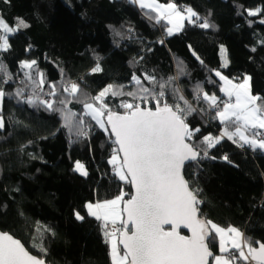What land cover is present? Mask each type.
<instances>
[{"label": "trees", "instance_id": "trees-1", "mask_svg": "<svg viewBox=\"0 0 264 264\" xmlns=\"http://www.w3.org/2000/svg\"><path fill=\"white\" fill-rule=\"evenodd\" d=\"M156 1L192 8L202 18L199 22L207 18L215 27L203 29L199 22H188L168 36L167 22L158 23L157 13L139 8L133 0H0V15L10 26L18 19L29 25L10 36L7 51H0V63L12 76L10 82L0 84L6 93L5 127L0 130V230L19 239L46 264H112L102 222L88 215L87 204L121 194L126 201L132 190L109 163L116 148L113 136L93 122L87 137L71 142L59 113L23 102L33 91L41 99H52L45 95L49 83L61 93V85L77 83L92 97L107 85L123 86L125 95L106 97L111 108L123 113L119 104L133 102L126 93L137 90L133 74L149 87L144 72L154 73L157 79L177 77L182 62L186 75L178 76L175 86L194 108H207L194 98L197 85L221 100L227 98L216 70L237 83L251 77L252 95L264 100V25L258 23L264 20V12L247 15V10L264 9V0ZM221 46L227 50V67ZM25 60L37 61L32 74L35 78L37 69L44 74L43 91L20 67ZM97 62L102 71L92 73ZM17 89H24V97L9 95ZM166 99L174 103L168 92ZM68 108L79 113L82 105L73 101ZM188 123L200 127L203 135L217 136L223 130L207 111L194 112ZM209 156L215 159H205L192 170L198 173L197 186L202 189L200 218L235 227L243 240L258 247L257 242L264 243V150L253 151L224 138L209 150ZM76 161L84 164L87 176L75 170ZM187 171L186 166V178ZM76 212L85 219L78 220ZM209 247L219 254V238Z\"/></svg>", "mask_w": 264, "mask_h": 264}, {"label": "snow or ice", "instance_id": "snow-or-ice-1", "mask_svg": "<svg viewBox=\"0 0 264 264\" xmlns=\"http://www.w3.org/2000/svg\"><path fill=\"white\" fill-rule=\"evenodd\" d=\"M5 2L10 3V0ZM139 2L141 8H152L158 13V23L162 20L167 22L168 36L180 31L185 20L198 23L202 19L192 8L179 11L174 3L160 5L146 4L144 0ZM261 12L264 9L247 10V15L255 17ZM260 22L264 23V20ZM198 26L203 29L215 27L207 18H203ZM27 27L29 25L23 19H18L16 24L10 26L0 15V51L8 50L11 35ZM158 43L163 44L164 41L160 40ZM221 53L225 56L224 67H227V50L223 46ZM192 54L203 63L194 51ZM36 66L35 60H25L20 64L22 69L28 70L27 79L43 91L46 78L38 69L35 78L33 77L32 70ZM101 71L98 62L91 69L92 73ZM142 75L143 81H147L150 86L145 87L141 76L133 74L132 80L137 90L126 93L133 97V102L122 101L119 104L125 110L123 113L111 108L106 101L109 95H125L123 86L114 88L111 84L97 95L89 97L77 83L61 85L62 93L58 91L56 84L49 83V91L45 95L52 99H41L33 91L23 101L32 107H43L46 111L59 113L63 120L62 127L67 128L73 143L87 137L94 125L114 137L116 148L113 149L109 163L116 169L120 181L134 186L135 194L126 201H123L121 194L114 199L87 204L88 215L102 222L104 235L111 241L113 264H209V258L214 264H234L237 258L264 264V243L257 242L259 246L253 247L252 242L244 240L243 243L247 246L245 254L242 246L243 233L239 229H226L211 220L198 218L202 216L200 205L203 202L198 198L202 189L197 186L198 173L192 171L199 169L205 159H215L214 156H209V150L219 145L224 138L234 144L239 143L240 147L248 146L253 151L264 150V138H261L264 137V132L260 131L264 130V100L251 95V77H245L241 83H234L216 70L215 76L224 82L220 90L227 100H221L215 93L209 94L203 91L202 85H197L194 98L197 103L203 101L207 105L206 109H197L184 98L179 87L175 86L176 78L186 75L182 62L178 65L177 77L157 79L154 73L148 72ZM11 80V74L0 63V84ZM166 92L171 94L173 104L167 102ZM5 95L0 88V129L5 127L2 115ZM9 95L24 97V89H17L14 94ZM73 101L82 105L79 113L68 108ZM257 101L261 103L258 104ZM149 102L152 107L147 106ZM141 104L145 106L142 107ZM206 111L212 119H218L223 125L222 132L217 136L211 133L203 135L200 127H193L188 123V117L194 112ZM223 159L227 160L228 157L224 156ZM75 170L82 176L88 175L84 164L79 161L75 162ZM122 201L123 207H120ZM75 216L81 221L85 219L79 212ZM166 225L170 227L166 229ZM181 227L188 229L191 235H181ZM117 233L120 234L123 254L118 250ZM217 237L220 254H214L209 248V244L214 243ZM0 264L45 262L31 255L19 239L0 231Z\"/></svg>", "mask_w": 264, "mask_h": 264}, {"label": "rangeland", "instance_id": "rangeland-1", "mask_svg": "<svg viewBox=\"0 0 264 264\" xmlns=\"http://www.w3.org/2000/svg\"><path fill=\"white\" fill-rule=\"evenodd\" d=\"M156 2V1H155ZM137 3H140L139 2V0H136V4ZM157 4H160V3H157ZM160 5H162V4H160ZM179 31H175L174 32V34H176V33H178ZM173 34V35H174ZM224 49H226V47H223ZM221 57H222V60H223V62H225V56L224 55H222V53H221ZM226 59H227V61H228V57H227V53H226ZM246 77H248V76H246ZM244 80V79H243ZM243 80L241 81V82H243ZM240 82V83H241ZM249 90H250V93H251V95H252V92H251V86H250V81H249ZM254 96V95H253ZM0 130H2V129H0ZM79 173V172H78ZM124 201V200H123ZM123 201L121 202V205H120V207H123ZM93 204H95V203H93ZM87 212H88V209H87ZM227 229V228H226ZM229 235H232V234H229ZM107 241L109 242V253H110V257H111V261H112V255H111V241H110V239H108L107 238ZM243 238H242V246H244V248H245V254H247V246L246 245H244V243H243ZM117 245H118V250H119V252L121 253V251H120V244H119V233L117 234ZM235 251V250H234ZM121 254H123V253H121ZM220 254V253H219ZM236 255H237V257H238V252L236 253ZM238 259L239 258H237L235 261H234V264H237V262H238ZM242 260V259H241ZM242 261H244V260H242ZM244 262H246V261H244ZM248 264H253L252 263V261H251V259H249L248 261ZM112 264H113V261H112ZM211 264H214V262L212 261V263ZM255 264V263H254Z\"/></svg>", "mask_w": 264, "mask_h": 264}, {"label": "water", "instance_id": "water-1", "mask_svg": "<svg viewBox=\"0 0 264 264\" xmlns=\"http://www.w3.org/2000/svg\"><path fill=\"white\" fill-rule=\"evenodd\" d=\"M259 24H262V25H264V23H261L260 21L258 22ZM113 139H114V137H113ZM122 155V154H121ZM131 185V184H130ZM131 190H132V195H134L135 194V189H134V186L133 185H131ZM199 198V197H198ZM200 199V198H199ZM198 218H200V217H198ZM129 227H131V225H129ZM170 226H165V228L166 229H168ZM1 231V230H0ZM179 231H180V234L181 235H185V236H190L191 235V233H190V231L188 230V229H185V228H183V227H181L180 229H179ZM119 237H120V235H119ZM119 244H120V248L122 249V251H124V249H123V245L120 243V241H119ZM26 248V247H25ZM210 248V247H209ZM27 250V249H26ZM211 250V249H210ZM28 251V250H27ZM212 251V250H211ZM213 252V251H212ZM30 253V252H29ZM214 253V252H213ZM31 254V253H30ZM215 254V253H214ZM31 255H33V254H31ZM252 261V263H255L256 264V261H254V260H251ZM212 263V259L211 258H209V264H211ZM46 264V263H45Z\"/></svg>", "mask_w": 264, "mask_h": 264}, {"label": "crops", "instance_id": "crops-1", "mask_svg": "<svg viewBox=\"0 0 264 264\" xmlns=\"http://www.w3.org/2000/svg\"><path fill=\"white\" fill-rule=\"evenodd\" d=\"M156 0H144V3H146V4H152V3H158L157 1L155 2ZM137 5H138V7L139 8H141L140 7V3H137ZM177 7V6H176ZM141 9H145V10H150V11H154L155 13H157L154 9H152V8H141ZM177 10H179L180 11V9H179V7H177ZM157 15H158V13H157ZM194 19V18H193ZM184 25L186 24V23H188V21L187 20H185L184 22ZM184 27V26H183ZM223 82V81H222ZM234 83H237V82H235V81H233ZM223 86H224V82H223ZM222 94H223V96L224 97H226V95L224 94V92H222ZM261 132H264V130H260ZM261 138H264V137H261Z\"/></svg>", "mask_w": 264, "mask_h": 264}, {"label": "built area", "instance_id": "built-area-1", "mask_svg": "<svg viewBox=\"0 0 264 264\" xmlns=\"http://www.w3.org/2000/svg\"><path fill=\"white\" fill-rule=\"evenodd\" d=\"M184 10H186L185 7L180 8V11H184ZM222 100H227V98H224V99H222ZM109 231H111V225H109ZM238 260H239V263H240V264H244V262H243L241 259H238Z\"/></svg>", "mask_w": 264, "mask_h": 264}]
</instances>
